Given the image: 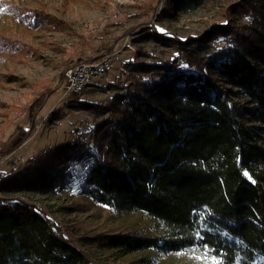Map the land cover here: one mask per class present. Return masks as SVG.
<instances>
[{"label":"trees","instance_id":"trees-1","mask_svg":"<svg viewBox=\"0 0 264 264\" xmlns=\"http://www.w3.org/2000/svg\"><path fill=\"white\" fill-rule=\"evenodd\" d=\"M151 32L174 45L167 58L147 60L156 55L123 38L77 58L72 65L124 46L131 53L110 79L107 62L91 78L103 83V98L81 97L86 84L62 95L88 110L64 140L33 152L23 168L0 164V264H96L48 209L6 192L22 187L69 188L118 211L140 210L159 230L86 238L97 245L198 248L210 257L200 264H264V0L229 3L197 36ZM193 41H209L214 56ZM4 42L0 49L14 47Z\"/></svg>","mask_w":264,"mask_h":264},{"label":"rangeland","instance_id":"rangeland-1","mask_svg":"<svg viewBox=\"0 0 264 264\" xmlns=\"http://www.w3.org/2000/svg\"><path fill=\"white\" fill-rule=\"evenodd\" d=\"M169 1L0 0V37L4 44L14 45L0 49V164L12 160V165L23 168L33 152L64 140L71 127L88 116L79 100L64 103L61 100L65 93V71L77 58L91 56L102 44L123 38L156 55H143L147 60L165 59L175 47L152 34L153 25L182 37L204 34L223 19L228 4L236 0H186L183 4ZM156 6L158 11L152 17ZM190 45L203 53L215 54L209 41L206 44L193 41ZM126 48L98 60L114 66L109 69V79L117 73L115 67L130 56ZM92 72L91 78L101 77L99 70L98 74L94 69L89 74ZM103 86L90 79L81 97L103 98L106 95ZM24 146L26 153L14 157ZM16 177L20 175L17 173ZM6 192L48 209L96 264H200L210 260L208 253L198 248L174 252L151 248L123 251L86 239L112 234L158 236L153 219L140 210L118 211L69 188L53 193L23 187Z\"/></svg>","mask_w":264,"mask_h":264},{"label":"built area","instance_id":"built-area-1","mask_svg":"<svg viewBox=\"0 0 264 264\" xmlns=\"http://www.w3.org/2000/svg\"><path fill=\"white\" fill-rule=\"evenodd\" d=\"M106 62H78L70 66L65 71V93L70 94L72 92L79 91L90 79V75H93V72L89 74L91 70L94 69V72L97 73V70ZM98 74V73H97Z\"/></svg>","mask_w":264,"mask_h":264},{"label":"snow or ice","instance_id":"snow-or-ice-1","mask_svg":"<svg viewBox=\"0 0 264 264\" xmlns=\"http://www.w3.org/2000/svg\"><path fill=\"white\" fill-rule=\"evenodd\" d=\"M245 175H247V173H245Z\"/></svg>","mask_w":264,"mask_h":264}]
</instances>
